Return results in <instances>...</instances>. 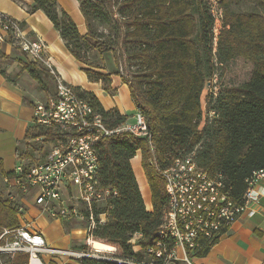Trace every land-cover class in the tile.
<instances>
[{"label":"trees","instance_id":"obj_1","mask_svg":"<svg viewBox=\"0 0 264 264\" xmlns=\"http://www.w3.org/2000/svg\"><path fill=\"white\" fill-rule=\"evenodd\" d=\"M78 2L88 29L84 36L56 0H33L28 12L41 10L47 15L90 82L101 83L105 92L112 93V76L121 77L152 135L148 139L126 133L99 143L100 184L116 191L117 196L108 201L112 209L107 224L89 229L80 246L83 252L105 256L104 260L83 258L78 263L116 264V258L140 261L159 239L158 230L163 227L168 207L156 162L163 169L182 152H195L202 168L224 175L232 198L239 202L253 173L264 170V16L235 12L224 0V30L214 55V16L205 0ZM9 36L13 42L12 32ZM108 53L117 66L114 74L105 72L103 56ZM216 55L221 65L236 59L247 61L252 67L249 78L218 94L210 93L208 81L216 75ZM122 60L129 70L138 68L130 78L121 74ZM23 69L38 82L40 91L56 88L55 79L42 64L29 62ZM76 90L109 127L128 120L117 109L106 111L93 93ZM205 110L214 111L215 117L205 122ZM64 136L34 124L24 142L54 143ZM138 152L152 194V211L146 208L132 168L131 161ZM18 153L22 161L21 148ZM7 176L13 177L14 171H6L0 159V233L21 226L19 206L6 195L3 180ZM138 233L143 236L141 249L134 252L129 242ZM209 250L204 248L198 257ZM3 259L11 264H29L26 254Z\"/></svg>","mask_w":264,"mask_h":264},{"label":"built area","instance_id":"obj_2","mask_svg":"<svg viewBox=\"0 0 264 264\" xmlns=\"http://www.w3.org/2000/svg\"><path fill=\"white\" fill-rule=\"evenodd\" d=\"M0 30L7 34L12 32L13 44L27 54L31 62L42 64L54 76L55 94L47 102L35 106L34 124L65 135L63 140L54 142L57 145L45 162L34 166L20 164L13 177L4 178L6 195L19 206V219L24 214L22 200L33 197L35 205L52 219L85 222L88 229L106 225L112 209L108 201L117 196V192L102 188L100 184L98 145L104 139L126 133L151 139L144 115L137 111L126 122L109 127L88 100L57 76L42 40L29 39L21 24L10 18H1ZM215 115L214 111L205 110L204 121L212 120ZM156 167L165 187H172L174 191V221L167 228H159L158 231H164V239H156L147 249V259L116 258V264H159L161 249H168V264H194V259L204 248L218 243L241 216H251L254 213L252 206L264 198V187L259 186L264 180V170L253 173L239 202L232 198L231 187L224 175L202 168L195 152H182L165 168L161 169L157 162ZM95 211L101 213L95 214ZM142 238L138 233L130 240L134 252L141 249ZM167 238H174V248H167ZM17 254L28 255L29 264H43L42 255L97 261L105 257L98 253L49 247L41 232L24 226L0 233V256Z\"/></svg>","mask_w":264,"mask_h":264},{"label":"crops","instance_id":"obj_3","mask_svg":"<svg viewBox=\"0 0 264 264\" xmlns=\"http://www.w3.org/2000/svg\"><path fill=\"white\" fill-rule=\"evenodd\" d=\"M56 1L59 9L66 12L77 25L80 34L86 35L88 29L78 0ZM32 5L33 0H0V20L2 17L13 19L22 25L29 39L42 40L47 46L46 56L51 58L57 76L67 84L82 92L93 93L106 111L117 109L131 119L138 110L129 87L121 77L112 76V93L105 92L101 83L90 82L82 70L83 65L71 55L60 32L47 15L41 10L28 12ZM104 57L107 56H103L105 72L110 73ZM29 62L27 54L13 44L9 34L0 30V159L8 172L14 171L21 163L25 164L24 158L20 161L18 149L22 147L28 130L34 126L35 106L49 96V90L40 91L38 82L23 69ZM138 154L140 161L134 162ZM137 155L131 161L132 168L146 208L152 211V194L142 167L141 153ZM259 186L264 187V180ZM65 197L68 198L67 195ZM31 198L33 200H22L24 214L20 218L21 226L41 232L50 246L59 243L64 246L63 249H67L74 243H81L80 246L84 244L88 227L74 229L64 241L55 239L51 229H59L62 223L68 221L51 220ZM252 208L254 213L251 216H241L207 255L194 259V264H264V198L259 199Z\"/></svg>","mask_w":264,"mask_h":264},{"label":"rangeland","instance_id":"obj_4","mask_svg":"<svg viewBox=\"0 0 264 264\" xmlns=\"http://www.w3.org/2000/svg\"><path fill=\"white\" fill-rule=\"evenodd\" d=\"M208 4V6L211 8V12L214 16V26H213V32H214V45H213V53L214 55L217 53V47L219 43V39L221 36L222 31L224 30V9L223 4L224 0H205ZM229 4V8L235 12L240 13H257L264 16V3L262 0H227ZM101 33L107 34L108 31L104 30L103 28L99 29ZM106 63L107 67L106 69L110 73H115L117 71V66L114 60V57L111 53L106 54ZM122 60V70L121 74L126 77L130 78V74L132 72H135L138 70L137 67H131L129 70V67L127 64H125ZM215 62V70L216 75L213 77L212 80L208 81V89L210 93L218 94L220 93L224 88L238 85L242 83L243 81L247 80L251 74L252 67L251 65L242 59H236L232 61L231 63L221 65L218 63L217 55L214 59ZM56 91V88H54L51 91H48L49 96L41 100L40 103H45L47 100L54 95ZM57 144L53 142H46L43 140L39 141H29L24 142L22 144V155L21 157L25 159V164L28 166H34L37 164H40L42 162H45L49 155L51 154L52 150ZM30 152V155L26 154L25 152ZM44 160V161H43ZM140 156L139 154L134 159V162H139ZM28 199H32L31 197ZM33 200V199H32ZM101 207V205H100ZM80 208L84 210L83 205L80 204ZM51 220H55L52 219ZM78 228H87L86 223L77 222L74 220H71L68 223H62L61 228H52L51 233L54 236L55 239H60L61 241H64L63 239L66 237H69L74 229ZM80 244L81 243H74L72 246L68 247L67 250H72L74 252H83L80 250ZM52 248L57 249H63L64 246L62 244L56 243L55 245H48ZM3 256H8L11 258V260L14 259V257L9 255H2L0 256V263L1 264H11L6 263V259H3ZM147 259V258H146ZM54 260V261H53ZM78 258H66V257H48L46 255H42V262L43 264H77Z\"/></svg>","mask_w":264,"mask_h":264},{"label":"bare ground","instance_id":"obj_5","mask_svg":"<svg viewBox=\"0 0 264 264\" xmlns=\"http://www.w3.org/2000/svg\"><path fill=\"white\" fill-rule=\"evenodd\" d=\"M166 193L168 196V207L164 216V224L162 228L170 226V222L174 221V212H176V198L172 187H166ZM159 239H164V231H160ZM167 248H174V238H167ZM158 263H169L168 249H161V253L158 255Z\"/></svg>","mask_w":264,"mask_h":264}]
</instances>
